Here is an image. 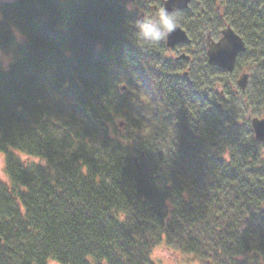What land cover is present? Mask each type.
<instances>
[{
  "label": "trees",
  "instance_id": "1",
  "mask_svg": "<svg viewBox=\"0 0 264 264\" xmlns=\"http://www.w3.org/2000/svg\"><path fill=\"white\" fill-rule=\"evenodd\" d=\"M127 1L0 0V264H264V6L193 0L186 62L137 27L162 0ZM228 26L231 74L204 57Z\"/></svg>",
  "mask_w": 264,
  "mask_h": 264
},
{
  "label": "water",
  "instance_id": "2",
  "mask_svg": "<svg viewBox=\"0 0 264 264\" xmlns=\"http://www.w3.org/2000/svg\"><path fill=\"white\" fill-rule=\"evenodd\" d=\"M192 0H164L162 7L167 14L186 10ZM189 41L186 32L176 26L175 30L165 39V45L168 49H173L177 45L184 44ZM206 62L209 66L215 67L226 73H232L235 62L240 53L245 51V43L241 37L233 31L231 27H225L220 31V37L214 41L208 39L206 41ZM180 59H188L187 55L181 54ZM249 75L242 73L236 80V84L240 91H244L248 83ZM125 87H122L124 90ZM250 127L254 139L264 144V118H250ZM118 222V219H115Z\"/></svg>",
  "mask_w": 264,
  "mask_h": 264
},
{
  "label": "rangeland",
  "instance_id": "3",
  "mask_svg": "<svg viewBox=\"0 0 264 264\" xmlns=\"http://www.w3.org/2000/svg\"><path fill=\"white\" fill-rule=\"evenodd\" d=\"M4 1H10V0H4ZM120 3L127 10H131L133 8V5L129 3V1L127 0H121ZM218 37H219V34H213L211 36L212 39H217ZM181 49L183 50L182 47ZM178 52L180 51H177V52L171 51L169 52V56L174 57L175 55L178 54ZM12 61H13V57L10 52L7 53V52H3L0 50V66L3 69H7ZM242 73H249V71H247V68L246 69L244 68V70L239 71L236 78L234 79V83L236 79L238 78V76H240ZM23 159H25V157H23ZM33 161H36V160H33ZM1 168H2V159L0 157V178L2 180H5V177L2 174ZM151 259L156 264H200L197 261L192 260L191 256L182 254L180 252L169 250L164 245H160L152 251ZM48 264H57V263L50 261Z\"/></svg>",
  "mask_w": 264,
  "mask_h": 264
},
{
  "label": "clouds",
  "instance_id": "4",
  "mask_svg": "<svg viewBox=\"0 0 264 264\" xmlns=\"http://www.w3.org/2000/svg\"><path fill=\"white\" fill-rule=\"evenodd\" d=\"M158 20L153 21L148 19L145 22H138L137 27L140 29L142 34L151 40L159 41L161 38H167L175 28L174 15H169L165 12V9L161 7L157 13Z\"/></svg>",
  "mask_w": 264,
  "mask_h": 264
},
{
  "label": "flooded vegetation",
  "instance_id": "5",
  "mask_svg": "<svg viewBox=\"0 0 264 264\" xmlns=\"http://www.w3.org/2000/svg\"><path fill=\"white\" fill-rule=\"evenodd\" d=\"M163 1L164 0H162V2H161V6H160V8L162 7V3H163ZM193 1V0H192ZM192 1H191V3H192ZM255 1H257V2H259V4H261L262 6H264V0H255ZM154 2H156L155 0H152V3H151V1H150V3L151 4H149V7L152 9V10H158V6L154 3ZM159 8V9H160ZM181 12H184V11H180V12H173V13H171V14H169V15H172V14H180ZM221 31V30H220ZM220 31L218 32V34H219V37H220ZM187 34V36H188V38H189V41L188 42H186V43H184V44H181V45H177L176 47H174L173 49H171V50H169L170 52L171 51H173V52H177V51H180V52H178V54L177 55H175L174 57H172V58H174V59H176V60H185L186 62H190L191 61V57H190V54H189V48L187 47L188 45H192V41H191V39H190V37H189V34L188 33H186ZM213 35V34H212ZM209 32L208 33H206L205 34V36H204V57H205V61H206V50H207V48H206V41L208 40V39H211V40H214V41H216V40H218L219 39V37L217 38V39H212L211 38V36H212ZM239 35V34H238ZM240 36V35H239ZM242 39V38H241ZM243 40V39H242ZM245 43V42H244ZM187 45V46H186ZM181 47L183 48V50L181 49ZM185 48H187V51L188 52H186V50H185ZM181 54H184V55H187L188 56V59H180V58H178V56L179 55H181ZM192 65V64H191ZM190 69V67L189 66H187V68H186V70L184 71V74L186 75V72H188V70ZM248 82H249V78H248Z\"/></svg>",
  "mask_w": 264,
  "mask_h": 264
},
{
  "label": "bare ground",
  "instance_id": "6",
  "mask_svg": "<svg viewBox=\"0 0 264 264\" xmlns=\"http://www.w3.org/2000/svg\"><path fill=\"white\" fill-rule=\"evenodd\" d=\"M117 1H119V2H120L121 0H117Z\"/></svg>",
  "mask_w": 264,
  "mask_h": 264
}]
</instances>
